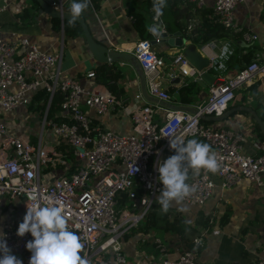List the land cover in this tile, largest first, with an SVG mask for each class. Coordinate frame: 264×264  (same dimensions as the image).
I'll list each match as a JSON object with an SVG mask.
<instances>
[{
  "label": "built area",
  "instance_id": "built-area-1",
  "mask_svg": "<svg viewBox=\"0 0 264 264\" xmlns=\"http://www.w3.org/2000/svg\"><path fill=\"white\" fill-rule=\"evenodd\" d=\"M65 1L54 0L53 6L62 10ZM191 1L197 8L205 5V0ZM242 1L215 0L213 14L218 22L226 28L236 27L234 8ZM5 8V3L0 5V12ZM154 18L157 19L156 15ZM195 25L190 22L188 32ZM159 31H165L164 27L161 26ZM242 37L250 41L256 35L243 32ZM229 44L226 42V51L216 57L218 68L224 66L222 58L232 52ZM133 54L144 71L149 94L169 101L170 93L161 87L160 81L159 66L164 64V59L154 49L152 40L140 39ZM61 59V51L41 50L26 37L19 43L6 42L0 32V202L4 197H22L21 218L26 214L27 204L51 206L56 201L62 202L69 230L80 237L84 245L80 254L87 256L89 264H127L121 241L145 219L163 188L158 180V164L174 154L170 149V138L204 140L218 154L221 166L216 174L204 170L195 176L190 173L187 182L196 187V192L184 203L202 205L209 200L216 184L214 176L220 178L224 188L241 178L263 184L264 152H244V137L240 132L207 125L201 115H221L239 88L264 77V59H252L241 65L233 76L216 80L211 84L207 98L192 105L194 111L172 110L145 101L131 113L133 131L130 133L105 128L87 115L83 107L103 114L114 110L121 100L109 89L85 88L76 79L62 75ZM171 66V79L195 72L181 53L173 55ZM86 75L94 76L95 70ZM42 88L46 92V107L39 121L38 138L33 143L10 130L1 117L20 106H27L33 94ZM58 90L63 94L62 120L59 122L46 117ZM136 97L141 98V94ZM46 127L51 129L55 143H44L42 131ZM59 141L73 147L76 164L71 172H67L72 163L68 161L67 153L56 147ZM6 149L8 153H5ZM57 165L62 166V174L52 178L44 176V168ZM30 194H35L37 200H31ZM18 227L6 222L1 233L12 254L23 264H29L31 253L26 244L33 237L30 233L18 236ZM145 240V234L141 235L140 241ZM201 242L202 236L195 237L189 249L172 257L157 239L158 256L146 264H195ZM249 264H264V247Z\"/></svg>",
  "mask_w": 264,
  "mask_h": 264
},
{
  "label": "crops",
  "instance_id": "crops-1",
  "mask_svg": "<svg viewBox=\"0 0 264 264\" xmlns=\"http://www.w3.org/2000/svg\"><path fill=\"white\" fill-rule=\"evenodd\" d=\"M66 1L67 5L64 10L69 11L70 0ZM96 1L97 6L89 7L82 16L88 23L92 36L112 49L133 53L136 43L141 38L134 22L136 16L141 15L148 32L151 24H155L159 29L163 26L165 31L170 34L180 30L181 36L188 42L203 43L200 48L201 52L211 59L213 57L212 60H217L216 57L226 51L224 45L229 42L232 52L227 54V58H222L224 66L221 68L217 66L219 69L217 71L209 69L216 80L233 76L241 65L252 59H264V0H244L237 3L234 8L236 27L226 28L223 26L227 30V35L220 38L213 37L204 42L193 41L192 39L195 37L193 29L191 32L187 30L190 22H195L196 27L201 18V12L199 13L198 9L202 10V7L197 8L191 0H167V5L163 9V14L172 18L170 12L172 6H176V11L182 16L178 18V21L186 25V29L183 31L180 28L168 31L163 15L158 19L154 18L156 13L153 11V0ZM214 2L215 0H205L203 7L211 9L213 12ZM4 3L6 8L0 12V32L4 41L19 43L21 38L26 37L41 50L51 53L61 51L60 70L62 75L76 79L85 88L107 89L104 84L98 82L95 75H86L88 71L96 70L101 63L97 62L88 51L83 35L73 37L65 34L61 22L59 29L54 28L52 17L44 12H38L35 0H0V5ZM24 8H29L32 15L20 17ZM186 13H190L191 18L184 17ZM243 32L256 35V38L246 41L242 37ZM149 34L150 36L147 38L152 41L156 39L150 32ZM154 49L164 59V64L160 65L159 69L161 87L170 93V100L167 102L192 106L207 98L211 84L201 78L199 73L190 72L187 75H178L173 79L169 77L173 70L171 68L172 57L180 52L181 47L157 42L154 44ZM248 50H250L249 60L244 57ZM114 63L122 73L121 78L116 82L117 92H114V95H117L116 98L121 102L119 101L120 103L115 105L114 110L103 114H98L93 108L87 106L83 108L94 122L103 127L119 133H130L133 131L131 113L146 100L142 95L141 98L136 97L141 93L139 80L133 67L128 63ZM174 69L177 70L178 67ZM188 81H195L200 87L197 94L194 95V101L192 103L175 101L173 98L177 94L172 91H176ZM241 106L251 108L261 118V113L264 112V77L257 78L249 86L239 88L225 111L217 116L219 118L203 119L202 121L216 128L223 127L240 132L244 137L242 142L244 152L262 153L264 152V132L258 124L259 130L255 128L257 122L253 115ZM34 107L29 109V107L20 106L1 117L10 130H14L33 143L36 142L40 130L39 121L38 124L30 125V118L34 117L32 111H36ZM236 107L237 109L233 110ZM262 120L264 121V119ZM43 138L45 144L55 143V137L49 127ZM5 153H8L7 149ZM62 173V166L57 165L47 168L44 176L52 178ZM214 179L216 184L212 196L204 204L183 202V206L188 209L187 212L181 211L178 206H173L170 209L177 213L176 221H178L177 218L180 220L182 218L185 221L184 238L192 243L195 237L202 236L195 264H249L264 247V175L262 185L247 178H241L227 188L221 186L220 178L214 176ZM23 207L24 199L22 197L2 198L0 202V233L6 222L19 226ZM152 207L156 210L157 224H152L148 229L146 228V231H139L140 233L145 232L146 240L153 238L152 242L146 245L145 241H140L141 236H139V240L133 242L130 249L127 246L128 234L123 237L122 241L124 240V242L121 241L127 264H146L154 258L155 251L158 250L157 239L172 246L173 250L168 253L172 257L182 251L181 235L177 230L169 228L170 222L166 220L165 214H161V206L156 199ZM134 231L138 232L137 229ZM166 240L168 241L166 242Z\"/></svg>",
  "mask_w": 264,
  "mask_h": 264
},
{
  "label": "clouds",
  "instance_id": "clouds-1",
  "mask_svg": "<svg viewBox=\"0 0 264 264\" xmlns=\"http://www.w3.org/2000/svg\"><path fill=\"white\" fill-rule=\"evenodd\" d=\"M91 0H70L68 26L74 27L77 20L89 9ZM167 0H153V11L158 19L163 15ZM170 149L174 154L158 164V180L163 188L156 198L161 214H167L171 207L178 206L187 212L183 202L196 192V187L187 181L199 175L201 170L216 174L221 170L218 154L208 143L192 138H170ZM36 201L35 194H30ZM65 206L56 201L51 206L40 203L27 204L23 222L19 224L17 235L33 237L26 244L31 253L29 264H89L87 256H81L84 245L80 237L69 230ZM0 264H23L12 254L4 234L0 233Z\"/></svg>",
  "mask_w": 264,
  "mask_h": 264
},
{
  "label": "trees",
  "instance_id": "trees-1",
  "mask_svg": "<svg viewBox=\"0 0 264 264\" xmlns=\"http://www.w3.org/2000/svg\"><path fill=\"white\" fill-rule=\"evenodd\" d=\"M96 6H97V1L91 0V4L89 7L95 8ZM176 10H177L176 6L173 5L172 10L170 12L172 18L163 14V19L166 24V29L168 31L172 30L173 28H180L182 31L186 29V25H183L182 22L178 21V18L182 16H180L178 14V11ZM198 11L199 13L201 12V18L199 20V24L192 30V32L195 34V37L192 39L193 41L204 42L213 37L220 38V37H223L224 35H227V30L223 27V25H221L218 22V20L214 16L211 9H206L202 7V10L198 9ZM28 15H32L31 10L29 8H24L20 17L23 18L24 16H28ZM190 15H191L190 13H186L184 14V17L189 19L191 18ZM52 22H53L54 28L56 29L60 28L61 21L59 18L52 17ZM134 24H135V27L138 33L140 34V37H141L140 39H144L150 36L149 32L146 29L144 18L141 15L136 16ZM62 25H63L65 34L69 36L76 37L78 35H83V31L78 22H76L74 27H70L68 26V19H67L62 22ZM249 51L250 50H248L244 56L246 57L247 60L250 59ZM121 75H122L121 69L117 68V65L115 63H111V64L101 63L95 70V76L98 82L104 84L106 88L109 89L112 93L117 92L116 82L117 80L121 78ZM199 89L200 87L197 85L195 81H188L182 86H180L176 91H172V92H176L175 94H177L174 96L173 99L181 103H192L194 101V95L197 94ZM115 96L117 95L115 94ZM62 98H63V94L61 91L58 90L54 93L53 98L47 110V114H46L47 120L58 121V122L62 120V117L60 115V105H61ZM34 104H35V107H34ZM26 107H29V109H32L34 107V109L37 111L38 118L41 119L44 114L45 107H46L45 90L43 88L38 89L33 94V96L31 97L30 103ZM261 118L264 119V112L261 113ZM255 128L259 130V126L257 125V123H255ZM195 139H198L199 141L206 143L202 139H199V138H195ZM56 147L63 150L65 153H67L66 157L68 161L70 163L72 162L71 166L69 167V172L73 171L75 169V164H76L75 163L76 161L73 158V147H71L68 143L62 142V141H59L58 143H56ZM46 169L47 168H44V170ZM121 202L122 200H120V204ZM155 215H156V210L153 209V207H151L148 212L147 217H145V219L137 226V231H140V230L146 231V228L148 229L152 224L156 225L157 223L155 220V217H156ZM165 217H166V220L170 222L169 228L173 230L174 229L177 230L178 234L181 235V244L183 247L182 250L189 249L192 243L188 241L187 238L183 237V232H184V227H185L184 219L181 218L180 220L179 218H177L179 222L176 221L175 217H177V213L174 212L172 209H170L169 212L165 214ZM134 230L136 229H132V231L131 230L130 231L134 232ZM130 231L127 233L128 235L129 233H131ZM141 233L144 234L145 232H141ZM152 240L153 238H149V240L148 239L145 240L146 245L149 242H152ZM167 241L168 240H166V242ZM172 250H173L172 246H169V248L166 249V251H172ZM154 255L155 256L158 255V250L155 251Z\"/></svg>",
  "mask_w": 264,
  "mask_h": 264
},
{
  "label": "water",
  "instance_id": "water-1",
  "mask_svg": "<svg viewBox=\"0 0 264 264\" xmlns=\"http://www.w3.org/2000/svg\"><path fill=\"white\" fill-rule=\"evenodd\" d=\"M38 5V12H44L51 17H57L60 19L61 24L64 20L69 18V11L64 10V7L67 5L66 2L64 3L63 9L58 10L53 6L54 0H35ZM80 24L81 29L83 31V37L85 39L86 47L90 54L95 58V60L99 63H128L130 64L133 69L135 70L138 80H139V88L140 93L143 98L147 102H155L158 105L166 106L172 110H188L194 111V108L187 104H180V103H172L167 102L165 100H160L159 98L149 94L146 85V77L144 74L143 69L140 66L139 61L135 57L132 52L126 51H119L108 47L106 44L97 41L90 32L88 23L82 16L80 19L77 20ZM149 32L157 38L152 41V44H156L157 42H165L168 43L170 46L181 47L179 53L187 59L189 64L194 68V73H199V76L203 78L208 84H213L216 79L215 76L209 71V69H213L215 71L219 70L217 68V60H212L209 56L203 54L200 50L203 43H194L192 41L188 42L186 38L181 36V31L176 30L173 33H168L166 31L160 32L159 27L155 24H151L149 27ZM156 105V104H155ZM244 110L251 112L255 121L260 126V129L264 132V121L256 114L254 110L249 107L241 106ZM237 109L234 108L233 110ZM232 110V111H233ZM201 118L207 120L217 119V116H209V115H201ZM23 222V218H21L20 223ZM19 223V224H20Z\"/></svg>",
  "mask_w": 264,
  "mask_h": 264
},
{
  "label": "rangeland",
  "instance_id": "rangeland-1",
  "mask_svg": "<svg viewBox=\"0 0 264 264\" xmlns=\"http://www.w3.org/2000/svg\"><path fill=\"white\" fill-rule=\"evenodd\" d=\"M14 110H16V109H14ZM32 114L34 115V117L33 118H30V120H31V124L30 125H33V124H38V121H40V118H38V116H37V112L36 111H32ZM40 127V126H39ZM46 130H47V127L46 128H44V130L42 131V134H43V137H44V134H45V132H46ZM39 132H40V130H39ZM38 135H39V133H38ZM137 229V228H136ZM132 231V230H131ZM130 231V232H131ZM141 235H143L142 233H140L139 231L138 232H131V233H129V235H128V242H127V246H128V248H132V246H133V242H135V241H138L139 240V236H141ZM163 241V240H162ZM124 242V240L122 241V243ZM164 242V241H163ZM164 244H165V246H166V249H168L169 248V245L168 244H166L165 242H164ZM136 245V244H135ZM141 248H143V249H145L143 246H141ZM124 251V250H123ZM166 253H170V251H167ZM169 256H171L170 254H169Z\"/></svg>",
  "mask_w": 264,
  "mask_h": 264
}]
</instances>
